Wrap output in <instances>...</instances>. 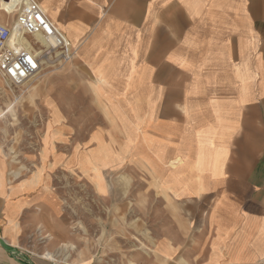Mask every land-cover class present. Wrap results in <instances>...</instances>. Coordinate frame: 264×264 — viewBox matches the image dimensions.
Masks as SVG:
<instances>
[{
	"label": "crops",
	"instance_id": "1",
	"mask_svg": "<svg viewBox=\"0 0 264 264\" xmlns=\"http://www.w3.org/2000/svg\"><path fill=\"white\" fill-rule=\"evenodd\" d=\"M35 1L77 48V91L99 109L78 120L94 166L74 153L55 163L89 174L100 193L158 190L157 225L130 264H264V0H120L104 13L89 0ZM20 7L0 0L13 16L0 24ZM49 135L47 156L57 155L70 131ZM6 167L0 151V239L15 248L0 243V264H63L16 245L18 217L36 204L55 218L60 200L28 193L39 177L9 193Z\"/></svg>",
	"mask_w": 264,
	"mask_h": 264
},
{
	"label": "rangeland",
	"instance_id": "2",
	"mask_svg": "<svg viewBox=\"0 0 264 264\" xmlns=\"http://www.w3.org/2000/svg\"><path fill=\"white\" fill-rule=\"evenodd\" d=\"M0 15L5 21L13 20L1 11ZM73 61L65 65L51 61L29 87H8L0 78V151L5 155L8 191L39 177L28 193L40 198L47 191L60 200L55 218L36 204L18 217L16 245L28 255L63 264H130L131 251L141 243L139 235L157 225L160 206L153 198L158 190L134 188L113 196L109 188L103 195L89 174L68 172L63 162L55 163V156L68 158L74 153L73 160L84 168L95 164L93 148L80 152L78 120L81 113L94 117L99 109L89 107L94 102L92 93L77 91L79 77L78 70L71 72ZM80 101L88 107L79 109ZM57 112L65 117L58 124L53 122ZM66 129L70 135L56 141L57 155L47 156L49 134ZM94 129L95 124H87L86 133ZM66 255L68 261L63 259Z\"/></svg>",
	"mask_w": 264,
	"mask_h": 264
},
{
	"label": "built area",
	"instance_id": "3",
	"mask_svg": "<svg viewBox=\"0 0 264 264\" xmlns=\"http://www.w3.org/2000/svg\"><path fill=\"white\" fill-rule=\"evenodd\" d=\"M20 3L13 24H0V77L8 87H22L34 79L44 59L50 58V62L65 65L71 63L78 53L38 2L6 0L10 12H15ZM37 35L51 42V46L45 47L35 38ZM26 37L31 38V45L24 42Z\"/></svg>",
	"mask_w": 264,
	"mask_h": 264
},
{
	"label": "snow or ice",
	"instance_id": "4",
	"mask_svg": "<svg viewBox=\"0 0 264 264\" xmlns=\"http://www.w3.org/2000/svg\"><path fill=\"white\" fill-rule=\"evenodd\" d=\"M120 5V0H97L96 3H93L92 0H89V7L91 9L94 10H98L101 13H104L106 11H108L109 9L115 10L116 8H118ZM166 70V66L163 65V58H160V71L161 74L164 73V71ZM103 195H108V193L103 192Z\"/></svg>",
	"mask_w": 264,
	"mask_h": 264
},
{
	"label": "bare ground",
	"instance_id": "5",
	"mask_svg": "<svg viewBox=\"0 0 264 264\" xmlns=\"http://www.w3.org/2000/svg\"><path fill=\"white\" fill-rule=\"evenodd\" d=\"M35 38H37L39 41H41L42 42V44L45 46V47H50L51 46V42H49V41H47L45 38H43V36H41V35H37ZM24 42L26 43V44H28V45H31L32 44V40H31V38H29V37H26V38H24ZM50 58H47V59H44L43 60V62H42V68H41V70H40V72L37 74V76H39V75H41V73L43 72V71H45L46 69H48V68H50ZM36 76V77H37ZM1 78V77H0ZM2 79V78H1ZM33 80V79H32ZM30 82V81H29ZM28 82V83H29ZM28 83H26L24 86H26V87H29V85H28ZM9 87H11L10 85H9Z\"/></svg>",
	"mask_w": 264,
	"mask_h": 264
},
{
	"label": "water",
	"instance_id": "6",
	"mask_svg": "<svg viewBox=\"0 0 264 264\" xmlns=\"http://www.w3.org/2000/svg\"><path fill=\"white\" fill-rule=\"evenodd\" d=\"M0 243L8 250V251H15V248L10 247L4 240L0 239Z\"/></svg>",
	"mask_w": 264,
	"mask_h": 264
}]
</instances>
